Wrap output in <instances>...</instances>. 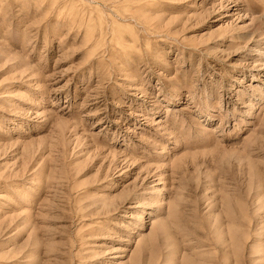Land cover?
Wrapping results in <instances>:
<instances>
[{
	"label": "rangeland",
	"instance_id": "1",
	"mask_svg": "<svg viewBox=\"0 0 264 264\" xmlns=\"http://www.w3.org/2000/svg\"><path fill=\"white\" fill-rule=\"evenodd\" d=\"M0 264H264V0H0Z\"/></svg>",
	"mask_w": 264,
	"mask_h": 264
}]
</instances>
